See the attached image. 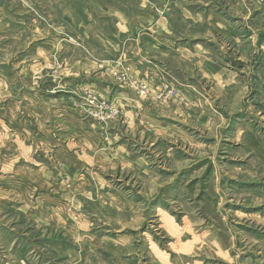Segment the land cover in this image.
<instances>
[{"label": "rangeland", "instance_id": "obj_1", "mask_svg": "<svg viewBox=\"0 0 264 264\" xmlns=\"http://www.w3.org/2000/svg\"><path fill=\"white\" fill-rule=\"evenodd\" d=\"M0 264H264V0H0Z\"/></svg>", "mask_w": 264, "mask_h": 264}, {"label": "crops", "instance_id": "obj_2", "mask_svg": "<svg viewBox=\"0 0 264 264\" xmlns=\"http://www.w3.org/2000/svg\"><path fill=\"white\" fill-rule=\"evenodd\" d=\"M146 14H151V13H149V12H146ZM165 42H167V40H165Z\"/></svg>", "mask_w": 264, "mask_h": 264}]
</instances>
